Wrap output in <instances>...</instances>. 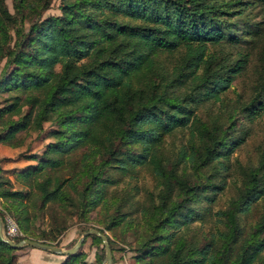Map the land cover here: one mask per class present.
Returning a JSON list of instances; mask_svg holds the SVG:
<instances>
[{
    "label": "trees",
    "instance_id": "16d2710c",
    "mask_svg": "<svg viewBox=\"0 0 264 264\" xmlns=\"http://www.w3.org/2000/svg\"><path fill=\"white\" fill-rule=\"evenodd\" d=\"M234 3L60 0V12L43 17L50 0H13V10L0 0V144L21 147L31 131L49 138L41 152L19 155L35 163L12 170L18 186L0 167V215L14 216L23 233L15 241L54 244L71 213L86 218L99 206L105 229L132 231L143 264H264V148L255 162L236 159L230 195L210 229L192 226L204 220L196 204L222 189L216 158L234 138L236 111L252 119L264 109V27L235 57L223 52L220 24L230 21L220 15ZM170 53L168 64L162 57ZM249 61L250 100L212 115ZM46 121L54 127L44 128ZM183 127L188 146L163 151L165 136ZM137 167L152 174L157 191L145 189L139 200L138 184L126 181L120 195L107 187ZM252 201L257 218L244 228ZM44 214L47 229L39 228ZM17 249L0 238V264H19ZM103 249L94 261H79L76 251L58 264H103Z\"/></svg>",
    "mask_w": 264,
    "mask_h": 264
},
{
    "label": "rangeland",
    "instance_id": "374dc122",
    "mask_svg": "<svg viewBox=\"0 0 264 264\" xmlns=\"http://www.w3.org/2000/svg\"><path fill=\"white\" fill-rule=\"evenodd\" d=\"M5 1L9 9L13 10V0ZM213 1L224 2L229 0ZM59 3L60 0H50L49 6L43 11V17L58 14L60 12ZM222 9L225 12L220 15V20L224 19L225 21H230L229 24H224L225 22L220 24L223 31V37L221 39L224 42L223 52L233 58L237 55L236 49L244 47L245 45H250L253 41L252 37L264 27V0H235L233 5H228ZM232 10L240 12L232 13ZM117 16L121 17L119 12H117ZM24 25L27 26L28 22L25 21ZM210 48L213 50L212 47ZM174 57L175 54L170 53L164 55L162 58L165 63L171 64ZM3 63L4 59L0 60V76L3 70ZM254 83L255 70L253 69L252 62L249 61L242 73L239 72L234 75L229 88L226 92L221 94V100L213 102V108L210 111L211 114L215 115L219 111V106L223 107L226 103H233L235 101L244 103L248 102L253 95L254 88L252 85ZM263 99L264 98H262V100ZM200 110L203 118H207L206 110ZM245 115V112L236 111L237 124L236 129L233 131L234 138L222 149L223 154L216 158V165L220 173L217 181H219L218 184L222 185V189L211 192L210 194L214 193L210 197L211 199H201L196 204V208L201 210L204 220L202 221L198 217H195L193 219L195 223L192 224V226L198 225L199 230H209L212 225L211 219L213 218V212L216 209L225 206L227 198L230 195L228 184L232 178L236 159L242 163L255 162L257 152L264 148V109H256L255 115L252 119H248ZM43 126L46 129L54 127L53 123L50 121L43 123ZM22 133L23 132H21V135ZM41 133L42 132L40 131H31L28 133L26 135V142L21 147H10L5 144H0V167L1 169H4L2 172L4 177L8 176L10 179H13L14 171L12 170L15 169V167H23L26 164L35 163L34 161L24 160L20 158L19 155L28 153V151L41 152L44 143L49 140V138L43 139ZM189 137L190 129L185 127L176 129L173 133H168L165 136L162 149L169 153L177 151L182 145L188 146ZM134 146L139 148V145L137 144ZM113 173L115 179L119 182V171L116 170ZM13 181H15V178ZM126 181H130V183L138 184L140 186V191L136 194L134 189H132L135 199L137 197L139 200H142L144 192L146 191L145 189L157 191L155 178L147 169L141 167H137L133 171L132 178L123 177L119 184H111L107 187L110 189L114 188L115 192L120 195L123 193V187L126 185ZM15 186H18L17 181H15ZM255 203L256 201H252L250 211L246 215H243L242 224L244 228L248 226L249 222H252L257 218V210L254 207ZM1 205L0 202V206ZM109 210L110 213H113L114 207H110ZM126 210H128L127 206L121 208V211ZM9 217L15 220L14 216L5 210L4 219L1 217L4 223V232L6 231L5 223ZM102 218L103 209L100 211L99 206L90 210L86 215V218H79L77 215L71 213L70 216L67 217L66 229H63L57 234L54 244L59 245L62 248L71 247L85 230L91 227H101L104 229V234L109 236L111 241H109V244L112 252V264H143V261L134 256L133 248L136 238L135 235L132 234V231L124 229L122 224H119L120 226L118 227L105 229L104 223L101 221ZM46 221L47 216L44 214L43 219H39L38 221L40 225L39 228L47 229L48 226ZM5 235L8 238H11L6 232ZM20 236L22 235H14L11 239L16 240L15 238ZM102 245L103 241L102 243L98 242L97 239H94L89 235L84 239L76 252L80 255L79 261L81 259H84L85 261H94L96 256L99 253H102ZM25 247L29 248L30 245ZM20 248L16 250L19 264H31L30 261L33 257L26 255L24 253L25 249ZM103 252L105 253V247ZM57 255L62 258L60 262L66 261L68 257L67 254L61 256L60 254ZM103 259L104 257L102 258V263Z\"/></svg>",
    "mask_w": 264,
    "mask_h": 264
},
{
    "label": "water",
    "instance_id": "95a60500",
    "mask_svg": "<svg viewBox=\"0 0 264 264\" xmlns=\"http://www.w3.org/2000/svg\"><path fill=\"white\" fill-rule=\"evenodd\" d=\"M91 233L99 235L103 241V245L105 247V255H104V259H103V264H112V252H111V248H110V244H109V241L107 239V236L105 234H103L102 232H100L96 228L91 227V228L85 230L78 237L77 241L71 247L62 248L61 246L52 244L50 242L31 239V238H22L18 241H15L11 238H8L5 235L4 223H3V220L0 216V238L14 248H20V247H23L25 245H30L31 247L39 248L41 250H44V251H47V252H50L53 254H60V255L73 254L78 250V248L82 244L85 237Z\"/></svg>",
    "mask_w": 264,
    "mask_h": 264
},
{
    "label": "crops",
    "instance_id": "0c3cea01",
    "mask_svg": "<svg viewBox=\"0 0 264 264\" xmlns=\"http://www.w3.org/2000/svg\"><path fill=\"white\" fill-rule=\"evenodd\" d=\"M25 247L24 253L32 258L31 264H58L62 258L57 254H53L35 247ZM61 256V255H60Z\"/></svg>",
    "mask_w": 264,
    "mask_h": 264
},
{
    "label": "built area",
    "instance_id": "2783aa9c",
    "mask_svg": "<svg viewBox=\"0 0 264 264\" xmlns=\"http://www.w3.org/2000/svg\"><path fill=\"white\" fill-rule=\"evenodd\" d=\"M6 228H5V232L6 234H8L9 236H11V238L15 235H22L21 230L19 229L16 221L14 219H12L11 217H9L5 223Z\"/></svg>",
    "mask_w": 264,
    "mask_h": 264
}]
</instances>
